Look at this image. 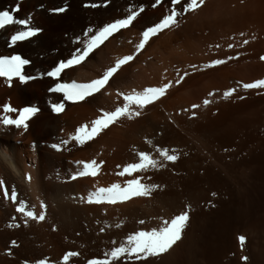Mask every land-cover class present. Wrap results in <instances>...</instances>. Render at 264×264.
<instances>
[{"label":"bare ground","instance_id":"obj_1","mask_svg":"<svg viewBox=\"0 0 264 264\" xmlns=\"http://www.w3.org/2000/svg\"><path fill=\"white\" fill-rule=\"evenodd\" d=\"M214 1L217 2L218 0H209L207 2L208 4L204 6V11L210 12L211 3ZM222 1L226 7L224 10L221 9L219 11V15L216 16H229L230 18L227 19L226 22L235 20V18H237V16H239L242 12H245V10H251L250 4L241 9L239 7L235 10H231L230 6L236 3L237 0ZM16 4L22 9L21 12L17 14V17L20 19L30 18V26L38 27L43 31L41 34L36 37H32L28 41L19 42L15 46H10V38L17 30H21L20 26L11 25L1 30L0 57L20 54L23 58L32 62L31 65L27 67L26 72L31 76H38V78L32 82L29 81L26 83H20L19 80L9 82L5 78L0 77V101L3 100L2 106L7 104L17 109L16 112H12L14 114L13 116H16L19 110L23 107L30 105L39 107L40 111L27 122V131H24L23 128L17 129L15 126L6 127L2 122H0V264H41L42 262H47L48 259L45 260V257L48 255L51 256L52 261H57L65 255V250H70V245L73 243L75 246L81 241L86 243L91 242L94 237H92L90 226H92V223H94L96 219L102 220V218H106L111 215L113 213L111 209H121V217L125 216L127 221L128 219H132V221L135 220L136 223L139 221L138 224H136V230H134L135 232L158 229L163 225V219L161 218L162 215L166 213V208L169 207L170 204L173 203L174 205H177V212H181L186 208V206H183V203L185 202L182 203L183 196L181 193L175 191L173 194L169 195L168 192L160 191L161 189L159 190L155 188L149 197H152L151 199L145 197H141L139 199L133 198V200L128 203H123V205H116L115 207L110 208L108 205L111 204L99 207L89 205L87 202L88 198L85 197L82 191H84V188H87L86 190L90 191L93 183H95V185H105L104 187L109 188V183L107 184V182H104V178L107 177L112 180L108 176L109 172H112L110 173L112 178H114L113 174L118 172V168L111 164L112 161H110V157L121 160L122 165H120V167L123 171L129 164L139 162L138 154L140 152H147L154 159L162 161L163 164L162 167L149 168L145 172H136L132 174V177L133 175H137L136 177L139 176L140 178L142 177L145 183L149 185H156L155 183H157L158 180L155 183L150 180L154 178V173H159L158 171H162V177L167 175L166 177H163L164 179L162 180H165V178L168 180L171 176V180H169L172 182L169 181V184L173 183V181L177 178L174 177L175 174L173 175L169 169L168 171H164L166 167L168 168L171 166L180 167L182 165V169H184V167L187 169L191 165L204 166L205 164H208L211 165V170H213L212 172L214 175V173L217 172V169H215L216 165L214 166V164L222 157V154L220 155L222 151L220 152L218 150V145L221 140H224L226 144L233 146L235 131L233 132L231 128L230 130L228 128L220 127L215 120L208 118L206 111L203 110L201 105L197 104L202 109L198 107L199 109L195 111L194 109L197 108L193 109L190 105H194L197 103L196 101L195 103L190 104V102L185 103V100L181 99L178 102H174L172 106V104L169 103V95L166 94L167 96L165 98L161 97L162 99L160 98L159 101L157 100L155 104L153 103V105L147 107L146 110L158 105H165L164 103H167L168 107L158 109L155 114L150 116L148 114V116H145L140 121L130 120L131 118H128L127 120V118H125L126 120L123 122L126 123V129L113 131L114 128L111 126L110 129L101 133L98 140L91 143L89 141L88 145L81 146V144L77 143L75 140H69L66 134L70 131L75 134L77 129L85 125L88 126L92 119H96L93 117H97V111L112 110L114 105L116 106L119 103L118 98H116L115 90H122L123 86L117 84V81L120 79H126L127 77L130 78V76H132L134 70L132 71L131 68L141 62L140 59L143 57L140 56L141 51L137 53L136 49V45L142 39V32L148 27L159 23L160 20L169 14L172 7L171 0H160L159 3H157V0H27L23 3L18 0H0V11L12 9V7ZM92 4L99 5V7L86 6ZM64 7H68V10L64 13H56L53 11V9ZM140 7L144 8V13L140 14L141 16L138 20L133 21V24L129 28L122 29L120 32L110 37L109 40L105 41L100 48L96 49L84 63L62 73L60 81H56L47 75V73L55 68L61 61H66L71 58V55L76 52L77 49L83 48L84 43L88 39L85 35V33L88 32V29L91 28L95 32L107 23L125 18L128 15L129 9L137 10ZM155 7L157 8L153 10ZM177 9L180 10V6H177ZM161 10L162 12H160ZM216 18L212 22H219V20H217L218 18ZM170 28L153 37L147 46L150 47V45L156 40L168 35V33H170L173 29ZM173 37L180 38L179 33H175ZM211 41L215 40L212 39ZM231 45L232 44L229 46ZM189 48L190 47L187 46V49ZM230 49L231 50L226 53L228 57L227 60H230V56L233 57L238 54V52L234 53L235 51H233L235 49L234 45ZM161 51L163 52V47ZM246 51L249 52V49L246 48L244 52L246 53ZM172 53L170 54L172 55ZM250 53L251 52L247 54ZM110 54H113V56L111 57ZM143 54H145V52ZM127 55H133L135 57L132 63L122 66L118 73H116L111 81H109V84L102 89L101 92L89 97L83 102L71 104L63 99L62 93L50 92V88L57 82L70 83L77 80V83H87L94 79L101 78L110 67L115 66L114 64L118 61H116V59L119 58L120 60ZM160 55L161 54L158 53V56ZM155 56H157V54ZM167 58L169 57L167 56ZM175 59L178 60V58ZM183 63H185V61ZM179 66L181 67L182 65ZM187 66L188 64L186 63L185 67L187 68ZM262 66H264V64H262ZM147 67L148 66H142V68H139L138 72L142 75L149 74V72L155 70L151 69V71H149L150 66L148 68ZM225 69L227 68L225 67ZM176 73V71L173 72L171 79H176L178 82L177 84L187 86L192 83L190 74L189 76H187V74L181 75V78L177 79ZM170 74L171 70H169V74H162L161 78L157 77L154 81H151L153 87H160L162 80H165L167 76H170ZM177 76L179 75L177 74ZM225 78L227 79L228 91L235 89V92L230 97L234 99L235 97L241 96L244 100L248 98L247 90L243 87L244 85L242 83L238 82L230 75ZM148 79L149 78H147V81ZM153 79L154 78L152 76L151 80ZM123 82L125 84L128 83L126 80ZM169 82L167 81L164 84H168ZM124 83H122V85H124ZM9 84H11V86H9ZM146 84L147 83H145V85ZM124 86V88H126V85ZM127 86L129 87L130 85L127 84ZM144 88H146V86ZM107 91H112V95L109 98H106L105 96ZM122 91L124 92V90ZM217 91H213L214 93L212 95H214V97L211 99L215 100L218 98L219 93ZM170 93L171 92H169V94ZM56 103L64 104L65 112L63 114H57L51 110V105ZM12 113L9 114L11 115ZM89 113L95 114L96 116L93 115L92 118L88 117ZM193 113H198L199 116L198 118L196 117L197 119L190 118ZM4 115H8V113L6 114L3 110H0V117ZM133 128H135V130H133ZM110 132H114L117 134L114 135L120 136L118 137L119 143L116 150L114 146L112 148L110 146L112 144V140L110 141V137H108ZM45 139L50 140L48 142L52 145H59L60 153L56 149L55 151L59 154L45 150L46 148L44 149L42 146V142L45 141ZM120 139H125L124 142L127 140V144H125V146H119L121 142ZM63 141H67V143L65 144ZM21 142L28 146L22 145ZM96 144L101 147L98 149ZM259 144V142H257V144H252L253 147L251 148L260 147L261 145ZM95 147L98 150L101 149L105 151L106 154L102 157L99 156V158L95 160L96 163L98 161V163L102 164H100L101 169H99V171L97 170V179L93 180L91 178L92 176H85L86 178L78 176L77 180H74L73 176L83 171V168H81V166L79 168L73 167V164H70L66 160L69 159L67 157H81L82 159H88V162H91L93 161L92 159H95L96 156H98ZM248 148L250 147L248 146ZM111 149L113 151L115 150V152ZM157 149H167L170 154H172V151L174 150L175 155L181 153V156L184 152L191 154L189 158L184 154L185 157L183 155L182 159L180 158L181 161H177V163L174 162L175 164H169V161L163 160ZM256 149L258 148H255V150ZM110 151L113 152V156H109V154H111ZM260 152H262V150ZM108 156L109 158L107 159H109V162L107 161V163H105V167L102 168L103 162H106L104 160H106V157ZM253 159L254 161H252L253 166L251 167L250 174L255 177L253 180L254 183H252L250 187L255 195V200L258 193L264 191V153H260L258 155L256 152ZM86 161L87 160H84L82 162L86 163ZM76 162H78V160ZM119 170L121 171V169ZM168 173H170V175H168ZM160 175L161 174L158 176ZM127 177L128 179H132L131 175ZM136 177L135 179H137ZM122 178L123 177L118 178L121 179L120 182H123ZM115 179H117V177ZM124 182L127 184L126 181ZM116 184H118V182H116ZM163 185L165 184L163 183L160 186ZM4 189H6V192L9 195H5L6 192ZM173 190L175 189L173 188ZM13 194H17L15 202L11 200V196ZM188 197L189 203H193L197 198H199V195L192 194ZM22 206H24L27 211H33L37 215H45V219L43 221L38 219H29L21 212L17 211V209ZM259 208V205L257 207H253L255 210V219L253 220L258 219V217L260 218V215L264 216V210L262 209L260 211ZM113 219L112 221H114ZM141 221H143V223H141ZM192 228L190 227V229L187 228L185 230L184 237L181 240V242H185V245L188 247L189 244H193ZM123 229L124 228H122V230ZM77 233H79V235L81 234V236H78ZM12 240L16 242V245L14 243L13 246ZM10 245L14 248L12 246L10 247ZM174 247L175 246H173V248ZM174 250L175 248L173 250L171 249V251L169 250V254L167 253L168 256H172L174 252L176 253ZM177 251L179 252V250ZM26 254H31V256H29L30 261L32 259L35 262H24V259H27V257H23V255Z\"/></svg>","mask_w":264,"mask_h":264},{"label":"rangeland","instance_id":"obj_2","mask_svg":"<svg viewBox=\"0 0 264 264\" xmlns=\"http://www.w3.org/2000/svg\"><path fill=\"white\" fill-rule=\"evenodd\" d=\"M208 1L209 0H204L203 6L199 8L196 12L188 13V14L178 17L177 18L178 24L170 28V29L172 28L173 29L170 31V33H168V35L156 40L154 43L150 45V47L146 45L147 47H145V49H143L140 52V56H143L142 58L140 57L141 62H139L137 65H134L131 68L132 71L133 70L135 71V72L133 71L135 77L133 76V73H132V76H130V78L127 77L126 79H120L121 81L120 80L117 81V84L123 86L122 90H124V92L120 89L115 90L116 98H118L119 105L118 104L116 106L114 105V108H112V110H105V111L99 110L97 111L98 112L97 117H93V118L98 119L102 115L103 112H111V111H114L117 107L123 106L124 104L123 96L124 95L132 94V92H142L144 89L148 87H153L151 81H154L157 77L161 78L162 74L163 75L169 74V70H171L172 75L170 74L169 77L167 76L165 80H162L161 85H160V87H162V85L165 82L170 81L168 84H171V87L167 90V93H166L167 95H169V98H168L169 103H171L173 106L174 102H178L181 99L185 100V103L190 102V104L195 103L196 101L197 103L195 104L201 105L203 110L206 111L207 113L206 115L208 118H212L213 120H215L220 127H224L228 129L231 128L233 132L235 131V136L233 137L234 145L233 144H232L233 146L228 145L226 144L224 140H221L220 144L218 145V148H219L218 150L220 152L222 151L221 153L219 152L220 155L222 154V157H221L222 160L220 159L219 161H217V163L214 164V166L216 165L215 169H217V172L214 173V175L212 172L213 170H211V165H208V164H205L204 166L191 165L189 168H187L188 170L185 167L184 169H182L183 166L181 165L180 167L171 166L168 168L166 167L164 169V171H168L169 169L170 172L173 173V175L175 174L174 177H177L176 180L173 181V183H170L172 185L169 184V181L171 180V176L169 178L170 180L168 179L169 176L167 177L168 180H166V178L165 180H162L164 179L163 177L167 176L166 175L162 177V173H161L162 171H158L159 173H154L153 174L154 178H152L151 180L148 179L154 183L158 180L157 183H155L156 185L158 184V187L156 189H159V190L161 189L160 191L168 192L169 195L173 194L175 191L181 193V195L183 196L182 203L183 202L186 203V204L183 203V206H186V208L183 209L181 212H177V208H178L177 205H174L172 203L169 205V207L166 208V213L162 215L161 219H163V221L166 219L170 220L171 218H173L176 215L181 214L182 212H185V211L188 212L189 221L184 229V232L187 228L190 229V227L191 228L193 227L192 228L193 229V244H189V247H188L187 245H185V242H181L182 238L184 237V232H183L182 238L174 245L175 246L174 251H176V253L174 251H173L174 253L172 252L173 255L172 256L170 255L172 258L168 256L169 253L168 254L166 253L160 257L149 258L148 261H134V260L126 259V258H121V260L115 262V264H264V219H262L264 218V216L260 215L261 220L258 217L259 221L258 219L253 220L255 219V213H254L255 210L253 209V207L255 206L257 207L259 205L260 211L262 209L264 210V191L258 193V196H256L254 200L255 195L253 193V190L250 187V185L254 183L253 180L255 177L253 175L251 176L250 174L251 167L253 166L252 161H254L253 158L256 152L258 153V155L260 153L261 154L264 153L263 152L264 151V89H246L248 93V98L245 100L241 99V96L235 97L234 99L230 96L225 97V93L228 92L227 79L225 77L229 75L233 77L235 80H237L238 82L242 83L243 85L248 84V83H254L258 80L264 79V66H262V64H264V59H261V57H264V0H237L236 3L230 6L231 10H235L239 7L241 9V8H244L245 6H248L249 4L251 7V10H245V12H242L241 14H239V16H237L235 20H231V22H226L227 19L230 18L229 16L217 17L219 15V11L221 9L224 10L226 7L222 0L221 1L218 0L217 2L214 1L213 3H211L212 5L210 8V12L204 11V8H205L204 6L208 4L207 3ZM156 8L157 7L153 8V10ZM160 12H162V10ZM140 16L141 15H139L136 18V20H138ZM215 18L219 20V22H212L215 20ZM164 31H166V29ZM175 33H179L180 38H177V37L174 38L173 36ZM210 37L215 41H211L212 39ZM245 40L248 41L247 44L244 43ZM216 41H217V44H216ZM230 44L232 45L229 46ZM233 45L235 46V49L233 50L235 51L234 53L238 52V54L236 56H233L234 58L230 56V60L229 59L227 60L228 57L226 53L227 51L231 50L230 48ZM187 46L190 48L187 49ZM249 46L251 49L249 48ZM162 47H163V52L161 51ZM246 48L249 49V52H251L250 54H247L249 53L247 51L246 53L244 52ZM144 52L145 54H143ZM172 52L175 54H173ZM224 52H225V55H224ZM109 53H112V52H109ZM158 53H160L161 55L158 56ZM170 53H172V55ZM184 53H187V54H184ZM156 54L157 56H155ZM193 54L196 56H194ZM181 55L184 57V59ZM112 56L113 54L111 55V57ZM167 56L169 58H167ZM173 56L175 58H178V60L175 59ZM179 58H180V61H179ZM117 60H119V58L116 59V61ZM216 60H224L226 61V63L216 65V66H210V65H213V62ZM164 61H168V62H164ZM184 61L185 63H183ZM130 63H132V61L129 62L128 64ZM186 63L188 64L187 68L185 67ZM156 64H159V65H156ZM179 65H182V66L180 67ZM142 66H148V67L150 66L149 71H151V69H155V70H152L151 72H149V74L141 75L140 72H138V70L139 68H142ZM178 66L179 68L177 69ZM225 67L227 69H225ZM174 71L177 72L176 73L177 79L181 78V75L187 74V76H189L190 74V78H192V83H190L187 86L177 84L178 82L176 79H171ZM177 74L180 77L177 76ZM152 76L154 78L153 80H151ZM147 78H149L148 81H147ZM124 80L128 81V83L125 84L123 82ZM74 81H77V80H74ZM122 83L126 85V88H124L125 86L122 85ZM145 83L147 84L145 85ZM220 83L222 84V86ZM127 84L130 86L128 87ZM145 86L146 88H144ZM212 90L213 91L218 90L217 92L219 93L218 98L215 100L211 99L214 97V95H212L214 93ZM168 91L171 93L169 94ZM166 94L162 97L165 98L167 96ZM111 95H112V91H107L105 96L106 98H109ZM205 101H208L209 105L208 103L205 104L204 103ZM0 102H1L0 110H3L4 109V106H2L3 100ZM164 104L165 105L163 104L158 105L151 109L146 110V108L150 106L149 105L141 111V114L139 117H136L133 115L130 120L140 121L145 116H148V114L149 116L153 115L158 109H163V108L168 107L167 103H164ZM190 104H187V105H190ZM152 105L153 104H151V106ZM190 107L193 108V104L190 105ZM201 107L200 109H202ZM196 108L197 109H194V108L193 109L195 111L199 109L198 107ZM193 109L191 110L194 111ZM63 113H59V114H63ZM193 114H192L193 116L191 115L190 118L197 119L199 116L198 113H193ZM8 115L10 114L8 113ZM11 115L10 117H15L13 116L14 115L13 113ZM93 115L96 116L95 114L89 113L88 117L92 118ZM122 118H120L113 125H111L114 128L113 131H116V130L119 131V130L127 128V126L125 125L126 123L123 121L126 120L125 118H127L128 120V117L126 116ZM93 121L94 119H92L90 123L88 124L89 128L91 127L90 125H92L91 122ZM111 126L108 129H110ZM133 130H135V128H133ZM67 133L68 134H66V136L69 140H71L70 138L71 136L75 135L74 133H72V131L67 132ZM114 134L116 133L110 132L108 137H110V141L112 140L111 142L112 144L110 143L111 148L114 146L116 150L118 143H119L118 137L120 136H116L117 134L116 135ZM100 135L95 137L93 141L90 140V143L98 140ZM124 140H121L119 146H125V144H127V140L126 142H124ZM48 141L50 140L45 139V141L42 142L43 148L44 149L46 148L45 150L59 154L60 150L58 151L59 153L56 152L55 148H53L52 144L49 143ZM88 142L83 144V146L88 145ZM257 142L260 143L259 145L262 146V147L260 146L262 149L260 147H255V148L261 149L262 152H260L261 150H258V149L255 150V148H251L253 147L252 144H257ZM21 143L22 145H25V143L23 142ZM97 144H101V143H97ZM25 146H28V145H25ZM248 146L250 148H248ZM96 147H98L99 149V147L101 146L97 145ZM98 149L97 148L95 149L98 156H96L95 159H92L94 161L97 160L99 156L102 157L105 154V151L101 149L98 150ZM235 149H239V150H235ZM115 150L114 151L112 150V151L115 152ZM112 151H110L111 154H109V156L110 155L113 156ZM180 154L181 153L176 154V155L178 156ZM184 154L186 155V157L188 156L189 158L191 153L187 154L184 152ZM109 156L106 157V160H104L106 162L102 161L103 162L102 168L105 167L106 165L105 163H107V161L110 159V161H112L111 164L115 165V167L118 168V169L116 168L118 172L113 174L114 178L110 176V173L112 172H109L108 176L112 180H110L107 177L104 178V182H107V184L109 183L108 187H111L112 184H116V182H118V184L120 185L122 184V187H124V185H126L124 181L128 182L129 180H132L133 178L135 179L137 175L136 176L133 175V177L131 175L132 179H128L127 177L129 176L128 174L123 175V176L118 175L121 172H123L122 168L120 167V165H122V162L119 159H114V157L109 158ZM182 156L181 155L178 156L177 161H181ZM67 158L69 159H66V160L70 164H73L72 166L75 168H79L80 166L81 168H83L84 167L83 165L85 164V162H82V161L84 160H87L86 163H88V159H82L81 157L80 158L82 159V161L79 157H77L78 159L74 156L67 157ZM75 160L76 161L78 160V162H76ZM177 161L175 163H177ZM175 163L170 162L169 164H175ZM100 164L101 163L97 164L98 171L99 169H101L102 164L101 165ZM119 169H121V171ZM159 174L161 175L158 176ZM168 175H170V173H168ZM96 176H98V173ZM96 176L95 178L94 177H91V178L95 180L97 179ZM116 177L117 179H115ZM120 177H123L122 181L124 183L120 182L121 179H118ZM136 178L138 179L140 177L138 176ZM141 179L142 177L140 178V180ZM74 180H77V179H74ZM161 182H163L165 185L160 186L163 184ZM141 183L146 184L143 179L141 180ZM91 186L94 189L91 187L90 191H87L86 190L87 188H84V191H82V193L87 198L89 194H91L92 192H95L97 189L107 188V187H104L105 185L104 186L99 185V184L95 185V183H93ZM173 188L175 190H173ZM200 190L203 192H201ZM192 194L199 195V198H197L195 202L189 203L188 196ZM139 198L141 197H135L134 199H139ZM145 198L151 199L152 197L151 198L145 197ZM131 200L124 202V204L130 202ZM89 205L99 207V206L108 205V204L105 203V204H89ZM116 205H123V203H120V204L116 203L113 205L111 204V205H108V207L113 208ZM117 209H111L113 213L107 216L108 218L107 217L102 218V220L96 219L94 223H92V226H90V228L92 232L91 233L92 237H94V239H92L91 242L86 243L84 241H81L82 243L79 242L75 245L77 248L74 246V243L72 245L69 244L70 250L68 251L65 250L64 252L65 255L69 252L79 253L78 256L70 258L69 264H88L90 260H101L102 261L106 258L110 259V257L106 256V254L110 253L111 250L114 249L115 247H118L124 244L127 241V237L135 233L134 230H136L135 227L139 221L137 223L135 222V220L132 221V219L131 220L128 219L127 221L125 216L121 217L122 216L120 214L121 209L120 210H117ZM114 216H116L117 218ZM112 219L114 221H112ZM256 224L259 226H257ZM122 228L124 229L122 230ZM77 235L81 236V234L79 235V233H77ZM241 236L245 237V243L243 245H241L240 239H239ZM14 243L16 245V242L13 241L12 242L13 246H14ZM11 246L12 245H10V247ZM71 247H73L74 249ZM174 248H172V250ZM177 250H179V252ZM29 256H31V254L23 255V257H27V259H24V262L30 261ZM63 257H61L57 261H52L51 256L48 255L45 257L46 258L45 260L48 259L49 261L47 260L45 264H64ZM244 257H247V259L245 260ZM30 262L34 263L35 261L31 259Z\"/></svg>","mask_w":264,"mask_h":264},{"label":"snow or ice","instance_id":"obj_3","mask_svg":"<svg viewBox=\"0 0 264 264\" xmlns=\"http://www.w3.org/2000/svg\"><path fill=\"white\" fill-rule=\"evenodd\" d=\"M160 0H157L159 3ZM204 4V0H171V10L168 15H166L159 23L154 26L148 27L142 32V39L136 45L137 53L142 51L148 44L149 40L163 32L165 29L173 27L178 23V17L188 13L196 12ZM88 7H99V5L92 4L86 5ZM155 6V5H153ZM180 6V10L177 9ZM19 6L16 7V11H19ZM56 13L65 12V8L53 9ZM144 11L143 7L138 10L129 9L128 15L123 19H117L114 22L107 23L103 27L99 28L97 31H93L91 28L85 35L88 37L82 49H77L71 55V58L66 61H61L55 68L47 73L48 76L53 79L59 80L61 73H64L67 69H72L77 65L82 64L86 61L96 49L100 48L105 41L109 40L110 37L114 36L116 33L120 32L122 29L129 28L133 21ZM11 25H19L21 30H17L10 38V46L17 45L18 42H24L30 40L32 37H36L42 29L38 27L30 26V18L28 19H16L13 14L9 11H0V30L5 29ZM245 44L248 43L247 40L244 41ZM133 55H127L122 59L118 60L114 67H110L101 78L94 79L87 83H77L72 82H62L57 83L55 87L51 88L50 91L54 93H62L63 99L71 103L83 102L89 97L101 92L108 84L113 76L121 69L122 66L128 64L134 60ZM264 59V57H261ZM30 61L23 58L21 55H11L0 57V77H6L9 82L14 78H18L21 83H26L34 77L26 76L23 74L24 67L28 65ZM226 63L224 60H216L213 65L216 66ZM11 86V84H9ZM171 87V84H164L162 87H148L142 92H133L132 94L124 95V104L121 107H117L114 111L103 112L102 115L92 122L91 127L82 126L77 129L75 135L71 137L77 143L83 145L86 142L93 140L95 137L100 135L103 131L108 129L117 120L122 117L127 116L132 118V116L139 117L141 111L147 106L155 103L162 96H164L167 90ZM245 89H264V79L258 80L254 83H248L243 86ZM235 89H232L225 93V97L233 95ZM243 99V97H241ZM209 103L205 101V104ZM52 111L54 113H61L64 111L63 103L52 104ZM199 107L198 105H193V108ZM4 112L12 113L16 112L17 109L13 108L11 105L4 106ZM39 109L35 107H25L19 110V115L17 118H12L9 115H4L0 117V122H2L6 127L15 126L17 129L23 128L24 131L28 129L27 121L30 120ZM67 143V141H63ZM57 151L60 150L59 145H52ZM159 155L163 160L169 162H176L178 156L170 154L167 149H157ZM139 162L131 163L124 168L120 175H132L136 172H145L149 168L162 167V161L154 159L147 152H140ZM97 175V163L96 161H91L84 164L83 171L79 172L77 176L85 177ZM77 176H73V179H77ZM158 185H149L141 183L140 179L129 180L126 186L121 187L119 184H113L109 188H99L95 192L89 194L87 202L89 204H116L124 203L135 197H150L152 192L157 188ZM5 195H9L7 192ZM11 199L15 200L16 196L12 195ZM23 215L32 220L43 221L45 215H37L33 211H27L24 206L17 209ZM189 221L188 212H182L179 215L174 216L170 220H164L163 226L152 231H138L133 235L128 236L127 241L121 246L115 247L106 256L110 257L104 260H90L88 264H115V262L120 261L121 258H126L134 261H148L152 257H160L163 254L169 252L170 249L182 238V233ZM143 223V221H141ZM240 243L243 245L245 243V237L241 236ZM78 252H69L63 257L64 264H69L71 257L78 256ZM246 260L247 257H244ZM45 264V262H42Z\"/></svg>","mask_w":264,"mask_h":264}]
</instances>
